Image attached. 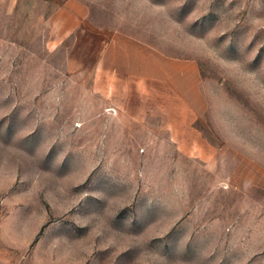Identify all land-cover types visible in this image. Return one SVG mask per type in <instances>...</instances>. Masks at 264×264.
<instances>
[{
	"label": "rangeland",
	"instance_id": "obj_1",
	"mask_svg": "<svg viewBox=\"0 0 264 264\" xmlns=\"http://www.w3.org/2000/svg\"><path fill=\"white\" fill-rule=\"evenodd\" d=\"M117 33L197 67L217 167L95 74ZM0 264H264V0H0Z\"/></svg>",
	"mask_w": 264,
	"mask_h": 264
},
{
	"label": "crops",
	"instance_id": "obj_2",
	"mask_svg": "<svg viewBox=\"0 0 264 264\" xmlns=\"http://www.w3.org/2000/svg\"><path fill=\"white\" fill-rule=\"evenodd\" d=\"M82 11L81 7L75 6L72 12L57 11L52 15L48 24L54 43H59L76 30L83 16ZM95 74L107 76L111 79L110 83L115 84L129 79L128 82L138 85H157L159 93H153L152 101L160 109L168 111L164 123L165 127H169L170 137L176 138L175 132L187 134L191 137L187 148L193 149L196 144L199 152L203 153L207 168L211 170L217 167L223 149L210 144L194 126L201 117L203 102L198 91L199 73L191 61L162 59L146 54L117 33L104 45L95 66Z\"/></svg>",
	"mask_w": 264,
	"mask_h": 264
}]
</instances>
